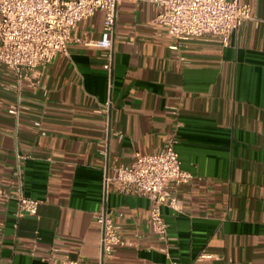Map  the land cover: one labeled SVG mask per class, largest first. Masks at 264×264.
I'll list each match as a JSON object with an SVG mask.
<instances>
[{
  "label": "crops",
  "instance_id": "0c3cea01",
  "mask_svg": "<svg viewBox=\"0 0 264 264\" xmlns=\"http://www.w3.org/2000/svg\"><path fill=\"white\" fill-rule=\"evenodd\" d=\"M239 2L252 18L226 45L205 34L171 48L153 2L121 0L109 72L82 42L28 78L0 64V187L39 200L17 218L0 198V264H97L100 207L133 244L102 264H264V0ZM101 22L97 11L76 36L95 40ZM168 137L192 178L175 189L178 211L160 207L163 242L149 200L109 190L102 201L101 177Z\"/></svg>",
  "mask_w": 264,
  "mask_h": 264
},
{
  "label": "built area",
  "instance_id": "2783aa9c",
  "mask_svg": "<svg viewBox=\"0 0 264 264\" xmlns=\"http://www.w3.org/2000/svg\"><path fill=\"white\" fill-rule=\"evenodd\" d=\"M120 1L0 0V64L17 77L28 78L37 67L50 62L57 54H64L68 43L82 42L101 50L105 58L102 67L109 72L112 35ZM149 1L156 7L154 21L165 28L174 49L179 48L185 40L205 34L216 37L222 45H226L240 24L252 18L248 4L239 0ZM97 11L102 12L98 38L88 40L76 36L77 23ZM108 105L107 100L101 108L106 109ZM7 112L16 117L18 104L9 106ZM173 144L174 139L168 137L158 152L141 154L134 151L129 164H113L110 166L111 173L104 171L101 177L102 201L109 190L116 194L143 196L149 200L147 219L153 234L163 242H167L169 237L160 207L178 211L175 189L192 178L190 172L181 168ZM25 158L16 154L17 160ZM0 198L14 201V215L17 218L25 214L35 215L39 204V200L25 196L20 185L13 191L0 187ZM92 217L99 231L97 264H102L116 248L133 245L121 237L118 226L103 208L100 207ZM61 264L91 263L64 258ZM167 264L174 263L169 261Z\"/></svg>",
  "mask_w": 264,
  "mask_h": 264
}]
</instances>
